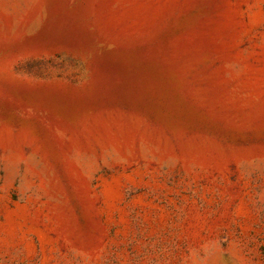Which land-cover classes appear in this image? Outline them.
<instances>
[{
  "label": "rangeland",
  "instance_id": "obj_1",
  "mask_svg": "<svg viewBox=\"0 0 264 264\" xmlns=\"http://www.w3.org/2000/svg\"><path fill=\"white\" fill-rule=\"evenodd\" d=\"M0 264H264V0H0Z\"/></svg>",
  "mask_w": 264,
  "mask_h": 264
}]
</instances>
